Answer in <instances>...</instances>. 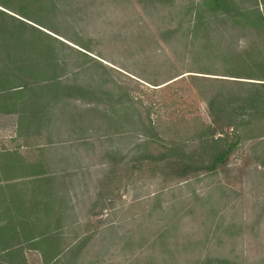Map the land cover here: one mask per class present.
I'll return each instance as SVG.
<instances>
[{"label": "rangeland", "instance_id": "rangeland-1", "mask_svg": "<svg viewBox=\"0 0 264 264\" xmlns=\"http://www.w3.org/2000/svg\"><path fill=\"white\" fill-rule=\"evenodd\" d=\"M201 1L45 0L31 8L40 24L0 7L45 35L63 86L35 128L0 113V163L51 179L15 188L47 226L48 264H264V115L240 125L264 86V27L238 29ZM215 152L223 163L200 168Z\"/></svg>", "mask_w": 264, "mask_h": 264}, {"label": "trees", "instance_id": "trees-1", "mask_svg": "<svg viewBox=\"0 0 264 264\" xmlns=\"http://www.w3.org/2000/svg\"><path fill=\"white\" fill-rule=\"evenodd\" d=\"M44 3L45 0H0V7L20 18L40 24L31 16L41 13L40 9L44 12L47 9ZM33 6L37 9L35 13L31 11ZM197 8H201L200 13L215 15L241 30L264 27V0H259V6L256 4L254 7H243L233 0H202ZM6 11L0 10V113L19 114V126L35 128L42 123L41 118H47L62 94L63 86L53 75L56 67L53 52L42 45V37L45 35ZM66 89L81 91L73 86H67ZM220 98L211 100L219 102V111L229 112V103ZM240 109L253 112L240 123L250 128L255 115H264V86L243 99ZM239 140L240 137L235 135L234 142L226 150L234 148ZM226 152H215L212 163L200 168L214 170L217 164L223 163ZM18 171L26 174L19 175L16 181L10 175ZM42 173L37 164L22 161L0 163V214L5 217V223L0 224V264H25L24 250L39 251L44 264L57 256V251L49 244L47 226L43 231L38 230L35 225L37 219H31L36 202L26 199L25 194L15 190L18 185L48 184L51 179L42 177ZM5 190L6 194L3 192ZM44 197H48V194ZM74 249L69 254L76 253Z\"/></svg>", "mask_w": 264, "mask_h": 264}]
</instances>
